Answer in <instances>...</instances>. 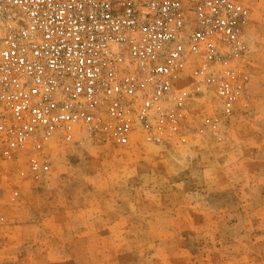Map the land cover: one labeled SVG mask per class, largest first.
<instances>
[{
    "label": "rangeland",
    "instance_id": "obj_1",
    "mask_svg": "<svg viewBox=\"0 0 264 264\" xmlns=\"http://www.w3.org/2000/svg\"><path fill=\"white\" fill-rule=\"evenodd\" d=\"M248 3L250 82L233 114L189 85L177 140L54 142L39 179L8 164L0 264H264V0Z\"/></svg>",
    "mask_w": 264,
    "mask_h": 264
},
{
    "label": "built area",
    "instance_id": "obj_2",
    "mask_svg": "<svg viewBox=\"0 0 264 264\" xmlns=\"http://www.w3.org/2000/svg\"><path fill=\"white\" fill-rule=\"evenodd\" d=\"M250 15L248 0H0V178L22 163L39 179L54 142L177 140L189 85L229 117Z\"/></svg>",
    "mask_w": 264,
    "mask_h": 264
}]
</instances>
